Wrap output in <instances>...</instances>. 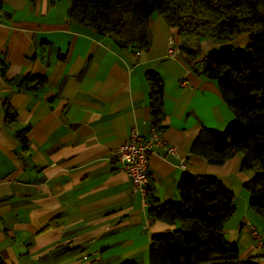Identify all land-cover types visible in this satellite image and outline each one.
<instances>
[{"label":"crops","instance_id":"1","mask_svg":"<svg viewBox=\"0 0 264 264\" xmlns=\"http://www.w3.org/2000/svg\"><path fill=\"white\" fill-rule=\"evenodd\" d=\"M66 0H0V257L5 264H148L150 236L175 227L148 215L146 198L109 160L132 127L151 124L145 73L163 82V128L177 155L155 147L149 183L160 203L178 200L184 172L215 176L233 194L222 233L239 260L264 264V216L248 207L241 153L210 164L190 153L201 127L222 131L233 118L216 81L193 64L218 47L209 38L183 39L158 12L148 18L146 50L118 47L108 34L72 22ZM195 50L165 55L169 38ZM248 43L246 33L232 41ZM184 44V43H183ZM42 75L37 91L8 80ZM15 111L4 121L5 106ZM27 128L26 148L16 133ZM183 163V166H182ZM256 230L262 245L251 234Z\"/></svg>","mask_w":264,"mask_h":264},{"label":"trees","instance_id":"2","mask_svg":"<svg viewBox=\"0 0 264 264\" xmlns=\"http://www.w3.org/2000/svg\"><path fill=\"white\" fill-rule=\"evenodd\" d=\"M70 21L108 34L120 48H149L148 18L158 12L166 25L183 39L209 38L218 44L193 64V70L216 81L220 96L233 118L222 131L201 127L189 151L210 164H222L241 153L240 168L253 170L242 183L248 207L264 216V0H66ZM246 33L244 48L224 44ZM184 43V44H183ZM180 44L194 59L195 50ZM151 124L163 128V82L159 74L145 73ZM18 89L37 91L45 84L42 75L8 80ZM16 113L5 106L4 121ZM27 128L16 133L26 148ZM178 200L160 203L149 183L148 215L175 227L150 236L148 264H258L239 260L238 247L229 243L222 229L233 214V194L215 176L184 172L177 183ZM0 264H5L0 257ZM133 264V263H123Z\"/></svg>","mask_w":264,"mask_h":264},{"label":"built area","instance_id":"3","mask_svg":"<svg viewBox=\"0 0 264 264\" xmlns=\"http://www.w3.org/2000/svg\"><path fill=\"white\" fill-rule=\"evenodd\" d=\"M185 43H189L185 40ZM181 45L176 44L170 37L167 41L165 55L173 57L180 52ZM155 147L163 148L170 155H177L173 145L166 144L155 127L150 124L146 133H141L137 128L132 127L127 138L118 144L110 153L109 160L117 164L119 170L125 171L132 182V191L146 196L149 186L148 159ZM183 166V163H182ZM251 234L257 239V245H262L256 230L252 229Z\"/></svg>","mask_w":264,"mask_h":264},{"label":"rangeland","instance_id":"4","mask_svg":"<svg viewBox=\"0 0 264 264\" xmlns=\"http://www.w3.org/2000/svg\"><path fill=\"white\" fill-rule=\"evenodd\" d=\"M233 39H231L229 42H226V43H224V44H230L232 47H233V43L231 42ZM245 47V45L244 46H242V47H239V48H244ZM234 48V47H233Z\"/></svg>","mask_w":264,"mask_h":264}]
</instances>
